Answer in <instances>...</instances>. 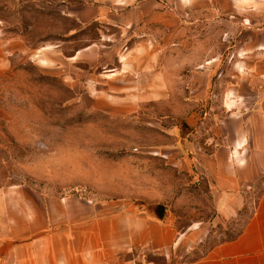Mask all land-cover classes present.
<instances>
[{
	"label": "rangeland",
	"instance_id": "obj_1",
	"mask_svg": "<svg viewBox=\"0 0 264 264\" xmlns=\"http://www.w3.org/2000/svg\"><path fill=\"white\" fill-rule=\"evenodd\" d=\"M89 1L0 0V200L11 220L21 200V211L45 214L48 230L68 215L70 229L100 231L83 241L103 263L189 264L235 237L264 190L263 173L245 205L222 216L207 180L179 163L180 148L190 154L187 140L210 126L198 122L210 100L187 85L208 52L225 49L223 25L185 32L203 45L163 46L157 28L80 22L73 14ZM139 213L159 238H130ZM164 226L174 237L161 238Z\"/></svg>",
	"mask_w": 264,
	"mask_h": 264
},
{
	"label": "crops",
	"instance_id": "obj_2",
	"mask_svg": "<svg viewBox=\"0 0 264 264\" xmlns=\"http://www.w3.org/2000/svg\"><path fill=\"white\" fill-rule=\"evenodd\" d=\"M73 15L82 23L99 20L122 30L157 28L164 34L163 46L178 47L203 45L201 39L184 38L185 32L197 30L199 24L208 31L212 24L222 23L220 43L225 49L220 55L208 52L205 70L195 73L187 85L196 98L210 100L209 114L196 117L198 122L209 120L210 126L204 139L198 133L187 140L190 154L180 148L179 163L189 164L207 180L219 214L228 216L243 207L244 192L264 173V0H91ZM3 55L0 46V61ZM199 75L204 80L200 76L197 81ZM2 202L8 201L0 200V225L5 224L6 231L0 232V264H133L103 263L100 250L87 257L83 240L89 234L100 239V231L86 232L81 225L70 229L74 221L68 215L61 230H48L45 214L21 211L18 200L11 220L12 206L8 209ZM147 217L139 213L129 220L130 238L137 242L159 238L147 229ZM174 233L164 226L161 238L169 239ZM189 264H264V190L235 237L214 244Z\"/></svg>",
	"mask_w": 264,
	"mask_h": 264
},
{
	"label": "trees",
	"instance_id": "obj_3",
	"mask_svg": "<svg viewBox=\"0 0 264 264\" xmlns=\"http://www.w3.org/2000/svg\"><path fill=\"white\" fill-rule=\"evenodd\" d=\"M163 215V214H162Z\"/></svg>",
	"mask_w": 264,
	"mask_h": 264
}]
</instances>
